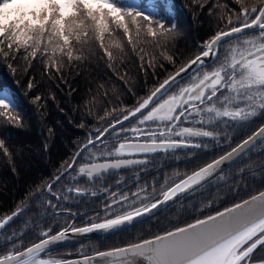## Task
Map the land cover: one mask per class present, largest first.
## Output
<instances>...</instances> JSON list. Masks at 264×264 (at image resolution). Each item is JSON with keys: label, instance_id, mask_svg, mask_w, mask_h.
I'll use <instances>...</instances> for the list:
<instances>
[{"label": "snow or ice", "instance_id": "6c2138e0", "mask_svg": "<svg viewBox=\"0 0 264 264\" xmlns=\"http://www.w3.org/2000/svg\"><path fill=\"white\" fill-rule=\"evenodd\" d=\"M233 3L238 8L217 5L222 9L219 19L223 22L226 17L224 28L203 41L198 46L200 50L174 73L154 85L145 96H139L127 72H119L118 57L112 49L121 56L126 54V45L133 52L144 53V45L151 42L160 49V57L175 65L177 54L171 53L167 45L179 35L178 23L169 22L167 8L161 14L152 9L138 10L135 3L125 0H0V58L23 59L28 65L40 59L47 74L62 77L64 68L71 69L74 64L79 67L96 56L98 48L103 53L100 58H106L107 66L136 96L131 106L121 101L110 110L105 108V114L98 119H108V125L103 129L97 127L95 136H87L70 160L61 164L52 182L37 185L14 210L0 216V230L25 213L30 200L38 208L51 207L54 216L64 212L75 217L77 213L61 209L44 193L65 202L72 197H96L98 193L91 190L92 186L121 169L146 165L147 158L157 153L200 148L204 139L220 143L221 133L217 131L220 125L242 129L264 115V0H255L252 5L249 0ZM140 59L143 68V56ZM156 60L153 55L148 66L155 67ZM193 66L196 70L190 73ZM33 86L30 81L28 88ZM103 95L106 98L108 93ZM41 99L34 97L36 102ZM94 101L96 97L85 105L89 115L92 111L88 105ZM18 112L13 94L0 91V124L22 126ZM117 112L121 115L117 116ZM258 140L264 142V125L178 180L168 183L165 179L159 187L155 181L143 186L137 182L135 191L102 186L106 195L101 211L94 213L88 222L74 226L73 220L55 232L51 226L40 229L35 241L29 243L20 238L23 232L13 230L12 235L4 237L6 251L0 248V264H256L253 254L258 248L264 250V190L222 210L200 209V216L150 237L97 249L79 259H64L54 251L56 245L71 238L70 234L119 232L161 205L199 191L223 165L236 160ZM0 149L11 155L3 139ZM62 179L69 183L54 189L53 184ZM115 183L120 185L123 181ZM212 206L209 198L205 207Z\"/></svg>", "mask_w": 264, "mask_h": 264}, {"label": "trees", "instance_id": "16d2710c", "mask_svg": "<svg viewBox=\"0 0 264 264\" xmlns=\"http://www.w3.org/2000/svg\"><path fill=\"white\" fill-rule=\"evenodd\" d=\"M135 1L138 10L145 12L152 9L164 14L167 8L169 22L175 20L179 32L175 40L169 41L167 45L171 53L177 54L175 65L160 57V49L151 42L144 45V53L133 52L127 45L126 54L123 56L118 50L112 49L118 57L116 66L119 72H127L134 83V91L139 96H145L154 85L174 73L200 50L198 46L203 41L226 26V17L223 22L219 19L222 9L217 5L227 4L230 8H238L233 0ZM254 3L255 0H249V5ZM223 12H227V9H223ZM161 42L163 43V39ZM105 43L107 45V38ZM153 55L157 57L155 67H149L148 61ZM102 56V51L97 48V55L79 67L74 64L71 69L64 68L62 77L60 74H47L40 59L33 60L28 65L23 59L13 61L0 58V91L7 90L13 94L19 108L16 114L23 122L20 127L0 124V139L4 140L11 153L10 156L5 155L0 149V216L14 210L37 185L50 183L58 174L57 170L61 164L70 160L77 147L86 142L87 136L89 134L95 136L97 127L103 129L108 125V119H98L105 114V108L110 110L121 101L129 106L136 102V96L128 91L124 81L107 66L106 58H100ZM121 59L123 63L120 62ZM9 64L12 67H9ZM30 81L34 84L31 89L28 88ZM105 92L108 93L106 98L103 95ZM36 96L42 99L36 102L34 101ZM93 97H96V101L88 105L92 111L89 115L85 105ZM116 115L119 116L121 113L117 112ZM263 123L264 118L241 138H246ZM81 124H84V127H80ZM223 152L211 153L206 159L198 154L196 160L199 161L185 168V172H191L198 165ZM222 174L226 176L222 181L213 182L219 175L199 191L192 192L144 223L82 244L62 247L60 250H70L74 246L83 244L88 246L92 243L98 245L97 248L84 252L92 254L97 249L121 246L136 237L142 235L147 236L141 238L150 237L154 232L156 234L164 228L191 220L193 216H200V209L204 212L222 210L223 207L247 198L258 190H264V148L249 153L248 157H244ZM209 198L213 206L204 209ZM54 219L55 216L51 212L40 215V208L30 200L25 213L5 230L23 232L24 236L20 238L29 243L35 241V235L40 229L53 225ZM148 228L153 229L147 231ZM57 230L59 229L53 232Z\"/></svg>", "mask_w": 264, "mask_h": 264}, {"label": "flooded vegetation", "instance_id": "af4514ba", "mask_svg": "<svg viewBox=\"0 0 264 264\" xmlns=\"http://www.w3.org/2000/svg\"><path fill=\"white\" fill-rule=\"evenodd\" d=\"M263 116L264 115L254 118L252 122L242 129L230 124L220 125L217 128V131L221 133L219 137L220 143L204 139L200 141L202 145L200 148H180L174 153H157L154 156H149L147 158L148 163L146 165H139L132 169H121L119 173H113L92 186L91 190L98 193L96 197H92L90 195L84 197H72L70 202H65L64 200L56 201L55 197H51L50 194L46 192L54 203L60 205L61 209L69 208L73 212L77 213V215L73 217L67 213L61 212V215L55 216V221L53 220L54 223L51 225L52 229H60L68 223H71L73 220H75L76 224L79 222V218H91L94 213L101 211V204L105 200L106 195L102 192V186H110L113 190L119 187L123 191H135L137 182L140 186H143L145 183L151 185L155 181L157 187H159V185L165 182V179L175 178L176 175L180 173H190L185 172V168H188L195 162L199 161V159L196 160L198 154L202 155L204 159H206L211 153L225 151L230 146L235 144L248 131L255 128L258 125V122L264 118ZM127 124L128 122L125 123V125ZM107 138L112 140L113 136H108ZM204 145H206V147ZM116 180H122L123 183L117 185L115 183ZM68 183V180L62 179L59 183L54 185L53 188L59 190ZM99 185L102 186L100 187ZM51 213L53 214L52 208ZM66 218L69 219V222L62 226V222L65 221ZM263 257L264 250L261 248H258L253 254L254 260H260L263 259Z\"/></svg>", "mask_w": 264, "mask_h": 264}, {"label": "water", "instance_id": "95a60500", "mask_svg": "<svg viewBox=\"0 0 264 264\" xmlns=\"http://www.w3.org/2000/svg\"><path fill=\"white\" fill-rule=\"evenodd\" d=\"M252 31H257V30H246V32H252ZM195 66H193L192 69L189 70V72H193L195 71ZM188 77V74H185V79ZM126 123V122H125ZM264 125V123L262 124ZM261 125V126H262ZM260 127V126H259ZM262 142L261 141H257V144L255 146H253L252 148H249L245 153H242L239 157L236 158V160H234L233 162H231L230 164H225L222 166L221 170L217 173V175L213 178L215 179L216 177H218L219 175H221L224 171H226L227 169H229L230 167H232L234 164H236L238 161H240L242 158H244L246 155H248L252 150L256 149ZM212 179V180H213ZM211 180V181H212ZM52 182V181H51ZM59 181H57L55 184H57ZM209 183V182H207ZM205 183V185L207 184ZM53 184V186L55 185ZM192 193V192H191ZM191 193H188V194H183L181 197H179L176 201H169L167 204H163L161 205L158 209L154 210L153 213H151L150 215H147V216H144L142 218H139L137 221H135L133 223V225L127 227L126 229H122L120 230L119 232L121 231H124V230H127L129 228H132L136 225H139L141 223H144L154 217H156L157 215H159L160 213H162L163 211H165L166 209L170 208L173 204H175L176 202H178L179 200L183 199L184 197L188 196L189 194ZM16 219V218H15ZM14 219V220H15ZM13 222V221H12ZM10 222V224L12 223ZM7 227V226H6ZM3 230H0V233L2 232ZM115 233H118V232H115ZM115 233H109L107 235H104V234H101V233H92V234H89V235H84V236H80V235H76V236H71L70 234V239L68 241H65L64 243H61V244H58L55 246V250L59 249V248H62V247H66V246H70V245H76V244H82V243H85V242H88V241H91V240H94V239H98V238H101V237H105V236H108V235H111V234H115ZM85 255H91V254H85ZM82 255L80 256H75V257H70V258H64V259H68V260H75V259H79L81 258ZM256 264H264V259H260V260H257L256 261Z\"/></svg>", "mask_w": 264, "mask_h": 264}, {"label": "rangeland", "instance_id": "374dc122", "mask_svg": "<svg viewBox=\"0 0 264 264\" xmlns=\"http://www.w3.org/2000/svg\"><path fill=\"white\" fill-rule=\"evenodd\" d=\"M127 2H129V3H135L136 1L135 0H125V3H127ZM136 5H137V7H138V4L137 3H135ZM264 148V142H262L260 145H259V147L258 148H256V149H254L251 153H255L256 152V150H262ZM247 157H248V155H247ZM185 173H180V174H178V175H176V177L175 178H170V179H167V181H168V183H172V182H174V181H176V180H178L180 177H182L183 175H184ZM224 178H226V176L225 175H223V179ZM223 179H220V176L218 177V178H216L213 182H216V181H222ZM100 187L102 186V185H99ZM58 188V187H57ZM44 197H46V198H49V196L47 195V193L45 192L44 193ZM70 200H72V199H70ZM70 200H69V202H70ZM182 205L183 204H185V203H181ZM182 205H179V207H181ZM37 206V205H36ZM38 208V207H37ZM36 209V208H35ZM204 209H210V208H208V207H205L204 206ZM38 210V209H37ZM45 212L47 213V212H51V207H46V208H40V215L41 214H45ZM18 218V217H17ZM16 218V219H17ZM15 219V220H16ZM90 218H86L85 219V217H81V218H79V222H77L74 226H81V225H83L84 223H86V222H88V220H89ZM69 222V219L68 218H66L65 219V221H63L62 222V226L63 225H66L67 223ZM11 225V224H10ZM6 228H8V226L6 227ZM153 228H148L147 229V231H151ZM7 230V229H6ZM5 230V232H4V230L0 233V248H4V245L6 244V241L4 240V237L5 236H9V235H12V232H13V229H11V230H9V231H6ZM155 233V232H154ZM153 233V234H154ZM152 234V235H153ZM142 235V234H141ZM142 236H147V235H142ZM142 236H139V238H141ZM137 238V237H136ZM97 246L98 245H96V244H92L91 243V245H88V246H86V244H83V245H78V246H74L73 248H71L70 250H64V249H61V250H59V249H57V251L55 250V252H54V254L56 255V256H58V257H62V258H70V257H73V256H78V255H81V254H85L84 252H86V251H91V250H93V249H96L97 248ZM4 250L6 251V248H4ZM59 250V251H58ZM263 259H264V257H263ZM255 261H257V260H255Z\"/></svg>", "mask_w": 264, "mask_h": 264}, {"label": "bare ground", "instance_id": "6f19581e", "mask_svg": "<svg viewBox=\"0 0 264 264\" xmlns=\"http://www.w3.org/2000/svg\"><path fill=\"white\" fill-rule=\"evenodd\" d=\"M86 218V217H85Z\"/></svg>", "mask_w": 264, "mask_h": 264}]
</instances>
